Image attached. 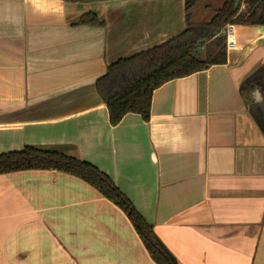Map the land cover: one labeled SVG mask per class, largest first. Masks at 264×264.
<instances>
[{"label": "crops", "instance_id": "1", "mask_svg": "<svg viewBox=\"0 0 264 264\" xmlns=\"http://www.w3.org/2000/svg\"><path fill=\"white\" fill-rule=\"evenodd\" d=\"M90 12L102 26L77 24ZM185 28V0H0V154L92 164L179 264H264V26H233L224 65L156 89L148 121L112 126L97 93L123 54ZM0 264L155 263L96 189L27 170L0 175Z\"/></svg>", "mask_w": 264, "mask_h": 264}, {"label": "trees", "instance_id": "2", "mask_svg": "<svg viewBox=\"0 0 264 264\" xmlns=\"http://www.w3.org/2000/svg\"><path fill=\"white\" fill-rule=\"evenodd\" d=\"M197 0H185L186 28L179 34L126 58H120L97 80L96 90L109 114L112 126L127 114L150 118L153 93L163 84L227 61V25L264 26V0H224L206 22H195L192 9ZM96 14H84L78 25L102 26ZM257 76L264 85V67ZM264 124V121H262ZM27 170H51L75 176L117 206L132 223L155 264H179L131 201L111 178L92 164L65 154L26 146L0 154V175Z\"/></svg>", "mask_w": 264, "mask_h": 264}, {"label": "rangeland", "instance_id": "3", "mask_svg": "<svg viewBox=\"0 0 264 264\" xmlns=\"http://www.w3.org/2000/svg\"><path fill=\"white\" fill-rule=\"evenodd\" d=\"M224 0H197L196 5L192 9L194 19L197 22H206L214 14V11L221 7ZM209 6L208 8H206ZM125 56H132L134 54H123Z\"/></svg>", "mask_w": 264, "mask_h": 264}, {"label": "built area", "instance_id": "4", "mask_svg": "<svg viewBox=\"0 0 264 264\" xmlns=\"http://www.w3.org/2000/svg\"><path fill=\"white\" fill-rule=\"evenodd\" d=\"M224 35L226 36V48L227 51L231 50L235 46L234 37H233V26L227 25L224 29Z\"/></svg>", "mask_w": 264, "mask_h": 264}, {"label": "water", "instance_id": "5", "mask_svg": "<svg viewBox=\"0 0 264 264\" xmlns=\"http://www.w3.org/2000/svg\"><path fill=\"white\" fill-rule=\"evenodd\" d=\"M260 108H261L262 117H264V104H261Z\"/></svg>", "mask_w": 264, "mask_h": 264}]
</instances>
